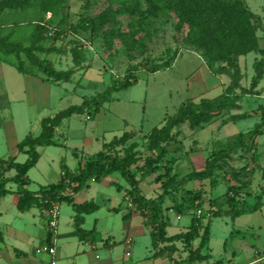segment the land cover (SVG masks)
Instances as JSON below:
<instances>
[{"label":"rangeland","instance_id":"1","mask_svg":"<svg viewBox=\"0 0 264 264\" xmlns=\"http://www.w3.org/2000/svg\"><path fill=\"white\" fill-rule=\"evenodd\" d=\"M63 1L60 15L66 18L65 25L68 29L71 23H78L81 20H96V16L104 7L105 0H67L68 3H65V0ZM244 1L254 13L252 22L257 27L258 44L264 48V0ZM146 7V2H143L141 9L143 10V18L136 25V28H129L124 23L123 18L118 17L117 26L122 30L130 29L135 37L136 43L132 46L115 38L112 41V47L104 48L99 34L96 31V34L91 33L88 29H79L75 33L66 30L57 34L53 25L54 23L57 24L58 18H54L50 24H47L45 20L46 24L43 26L44 30H42L41 34L43 39L40 42L43 43L44 47H54L55 49L49 53H41L40 57L52 61L57 69H74V76L72 75L69 82L57 84L37 82L36 80L37 83H34L31 82L35 81L33 77L23 75L12 65L0 61V158L14 156L17 162L25 161L28 156L25 152L14 153V143L12 141L20 140L28 132L37 134L40 130L42 118L51 117L70 105L80 104L83 100L89 103V99H98V93L103 92L114 81L121 80L123 75L132 67L136 69L134 75L137 78V82L116 93L115 97H119L118 99L101 104L98 109H94L90 104V107H85L82 112L73 113L63 120L61 128L65 134V139L61 145L50 146L49 148L45 146L35 147L41 158L27 172L29 179H31L25 185L27 189H38L48 183V180L54 181L58 178L60 155L63 156L65 154L63 161L72 158L73 152H77L78 155L83 154L86 156L87 154L91 156V154L99 150L103 136L104 139L110 140L113 135L119 136L130 128L139 129L141 134H147L153 127L159 125V121L164 117V114H167V116L173 115L188 97L214 96L210 91V87H214L215 83L219 81L218 75L215 76L214 73L206 68L202 56L197 53V49L184 44L182 37L186 32V26L182 30L177 31L178 17L175 11L162 6L157 10L156 15L150 16L145 12ZM30 10V8L27 9L26 13L23 12L25 15L18 18L21 23L31 25L37 23L36 21L38 20H35L37 18L28 13ZM45 17V19H50V13H47ZM12 20H14L12 17L8 18L6 16V23L10 24ZM139 24L142 25V28H140ZM74 46H77L81 51L79 56L81 64L79 65H74L72 62L70 50ZM174 53H176L177 57L170 67L154 73L145 71V68L147 69L149 65L162 63ZM252 56L253 52H249L246 55H242L239 59L242 68H239L238 81L242 78L241 83L243 85L248 83L246 88L250 87L248 74L254 71L251 64ZM221 64L218 63L217 65ZM229 69L231 70V68ZM37 77L41 79L44 75L38 73ZM225 78H230V83L235 79L230 74L228 77L222 76V79ZM260 85H264V77ZM262 93L264 97V89ZM263 99L261 97L259 100ZM248 110V105L243 103L241 109L235 112ZM119 113L126 120L129 119L128 125L121 122L120 117L117 115ZM87 115H89V119ZM256 123L257 119L255 117L239 118L228 122L221 130V134L229 135L233 132L237 134L253 128ZM180 130L183 144L175 142L172 151L186 148L188 150L192 147L189 144L191 141L201 137L208 138L210 135L209 130H194L186 122L180 124ZM93 135L98 136L99 139L97 140ZM137 136L138 141L134 151L137 155L135 167L139 169L145 165L144 162L146 163L145 160L149 157L150 151L147 148L146 135L138 134ZM176 137L178 136L176 135ZM262 138H264V134ZM193 149L180 158V164L176 168H181L179 177L185 175L184 173L188 172L190 168L193 171L204 169L207 156L205 147L196 149L194 146ZM231 149L230 144L227 142L219 147L217 151L223 150L227 152V150ZM237 150L242 155L246 153L251 156L254 153L252 149L250 151ZM115 151L122 154L123 149L119 145L116 146ZM226 152L223 154L226 155V158L224 160H215L216 164L213 166L219 178L213 181L211 177L215 173L209 176V180L204 183L206 191L198 196L202 197L203 200H200L199 204L196 205V207L200 206L201 211H203L201 222L209 225L208 261L214 264H264V199L262 200L264 197V169L262 170V166H260V169L259 167H254L253 160L249 164L247 159L248 162H246L248 165H252V169L246 171V166H233L235 173L230 167L225 166V164H232L229 163L231 158L227 156ZM239 156L240 153L238 154ZM149 167L150 165H148ZM158 167L161 170V166ZM231 175L237 179V175H239L241 177L239 181L246 183L247 187L246 185L243 187L245 188L243 192L240 190V193L245 194L244 200L243 196L239 195L237 201L240 204L235 202L232 206L231 203L219 199L221 202L217 200L220 203H215L214 208L211 209L213 205L211 198H208V196L220 194L219 189L221 192L231 190L228 188L231 179H224ZM110 177L121 185L126 184L127 187L130 185L117 170L112 172ZM217 181L218 185L215 190L207 193L210 184ZM184 182L186 187L189 183L188 188L192 186V183L197 186L195 185V180H186ZM9 185L16 187L13 182H10ZM93 187L95 186L91 185L88 189L84 187L73 193V200L75 202L89 200L92 196H95ZM198 189H195V191H198ZM203 189L202 187L200 190L202 191ZM245 190L251 193L247 194ZM182 191L183 188L181 187L176 191L173 189L172 195L176 197V200H179L180 196H182V200L187 198L188 194ZM108 192L118 196L116 191L110 189ZM153 192V194L156 193L155 191ZM96 200L100 199L97 198ZM261 200L263 206L260 209H256V211L247 210V212L241 213L242 215L232 218L233 209H241L240 207L249 209L252 205L253 207H258L260 203L257 202H261ZM58 203L60 205L59 217L61 219L70 213V207L67 201ZM231 206L234 207L232 210L225 211L226 213L222 212ZM215 209H217L219 214L212 215ZM169 216L172 218L174 214L170 213ZM109 217L114 221V224L117 221H121L120 215H109ZM183 220L188 221L187 214L182 216L181 222ZM169 233H172L171 229Z\"/></svg>","mask_w":264,"mask_h":264},{"label":"trees","instance_id":"2","mask_svg":"<svg viewBox=\"0 0 264 264\" xmlns=\"http://www.w3.org/2000/svg\"><path fill=\"white\" fill-rule=\"evenodd\" d=\"M63 2V0H0V61L12 65L23 75L37 77L38 73H41L44 75V77H41L43 81L51 83L69 82L74 74V69H57L52 61L40 57L41 53H49L55 49L54 47H44L43 43L40 42L43 39L41 34L44 30L43 26L46 24L45 20L47 24H50L54 18H58L57 24L54 23L53 25L57 34L66 30L75 33L79 29H88L91 33L96 31L99 34L104 48L112 47V41L115 38L132 46L136 43L135 37L130 29L122 30L117 26L118 17H122L129 28H136V25L143 18L142 3L146 2L145 12L150 16L156 15L157 10L162 6L175 11L178 17L177 31L186 26V32L182 37L184 44L198 50L205 65L212 73H226L235 78L218 97L212 99L202 98L199 102H193L190 99L185 100L173 115L165 118V122L160 127H153L147 133V148L150 155L145 160L146 163L144 162L143 167L148 168V165H150L148 168L150 170H155L157 168L156 164L161 162L167 153L166 145L177 135V133L172 132L174 127L186 122L191 128H195L209 122L223 110L237 108L236 101L239 96L253 94L254 87L262 78L264 49L260 48L258 44L257 27L252 22L254 13L247 7L244 0H105L104 7L96 16V20H81L78 23H71L68 29L65 25L66 18L60 15ZM65 3H68V1L65 0ZM29 8L31 10L28 13L37 18L35 20H38L35 25L23 24L18 19L25 15ZM47 13H50V19H45ZM6 16L8 18L12 17L14 20L10 24L6 23ZM139 26L142 28L141 24ZM70 52L74 65L81 64L80 49L74 46ZM249 52H259L262 56L253 62L255 74L251 77L250 87H240V93H236L234 89L239 88L238 77L240 74L237 60L239 56ZM175 57L176 53L162 63L149 65L147 69L145 68V71L154 73L166 69L172 65ZM218 63L222 64L217 65ZM135 71V67H132L123 75L121 80L114 81L103 92L98 93V99H89V103L83 100L80 104L70 105L51 117L42 118L39 134H27L16 144L20 152L29 154L25 161L16 162L10 158H0V197L10 192V189L6 187L7 182H13L17 186L16 192L19 194L17 201L19 211L26 210L31 204L44 207L51 202H61L63 200L71 202L70 194L85 187L89 180L100 181L107 174L117 170L131 185L130 195L136 209L141 212L145 211V216L152 227L153 246L159 241L173 238H183L185 242H188L197 237L198 230L194 221L185 233L175 235L172 238L165 236L166 221L162 217L161 200L165 194L172 193L178 185L177 182L180 183L181 179L176 180L175 176H169L171 167L164 166L163 172L155 178L161 180L163 188L162 193L157 197L158 201L155 202L152 198L141 196L134 179L135 173L130 169L132 164H136L137 156L134 151L136 143L132 142L126 145V142L133 136L129 132H125L121 136L113 138L109 143H105L103 145L104 150L99 151L95 158L88 161L77 173L72 174L65 170L63 176L55 183L47 184L33 191L25 188V185L29 182L26 172L34 166L38 159L35 147L55 144L53 139L54 129L61 123L62 119L73 113L82 112L85 107H90V104L94 109H98V106L103 102L111 100L113 92L135 84L137 82L134 75ZM259 110L261 112V123L255 125L246 134L240 133L234 142H228L231 148L234 146L251 147L254 138L264 131V106H259ZM244 136L248 139L247 142L244 141ZM119 145L123 149L122 154L115 151L116 146ZM222 151L219 150L211 154L206 159L205 168L202 171L193 172L187 176L191 178L209 176L216 164L215 160L226 158ZM11 169L15 170V174L11 177H5L4 172ZM245 185L246 183H240L238 186H231L229 188L232 191H226L224 194L211 199V202L218 203V199H223L233 205L240 195V189ZM187 193L188 208L198 205L199 203H195V201L199 198V195L191 191H187ZM259 201L257 203H260ZM73 206L76 212V231L79 237H82L84 231L78 226L82 220L81 214L92 212L97 208V205L92 201H83L73 203ZM255 208V206L252 207L253 210ZM233 210V217L243 212L240 211L243 209L236 208ZM217 214V211L213 212V215ZM128 217V214L123 215L125 227ZM194 219L196 220V218ZM203 233L200 241L201 246L207 238L206 228ZM199 259L201 258L199 257Z\"/></svg>","mask_w":264,"mask_h":264},{"label":"crops","instance_id":"3","mask_svg":"<svg viewBox=\"0 0 264 264\" xmlns=\"http://www.w3.org/2000/svg\"><path fill=\"white\" fill-rule=\"evenodd\" d=\"M257 36L259 38L258 34ZM183 49L187 50L186 48ZM188 49L195 51L194 49L191 48ZM241 56H239L237 60L239 68H242L239 62ZM261 56L262 55L259 52H253L251 64L253 65V62L259 59ZM254 74H255L254 71L248 74L250 81H251V77ZM214 75L215 76L218 75L219 78V81L215 83L214 87L213 86L210 87V91L214 94V96L199 98L201 96L200 95L197 98L192 96V98L188 97L187 99H190L193 102H199V100L202 98L212 99L221 95L224 92L225 87L230 83L229 81L230 78L222 79L223 75L228 77V75L225 73L214 74ZM30 77L34 78L33 80L35 81H31L34 83L36 82V80L37 82L38 81L47 82V81H43L42 79L36 76H30ZM263 77H264V66H263L262 78L257 82L256 87H254L253 89L254 93L248 95L242 94L239 96V98L236 101L238 109H241L243 103H246L249 107L248 111L235 112L236 110H238L237 108L223 110L220 114L214 116L209 122L203 123L200 126L194 128V130H206V129L207 131L209 130L210 135L208 138L201 137L200 139L199 138L194 139L189 143L191 144L192 147L189 148L188 150L186 148L182 150L179 149L177 151H172L175 146V142H180L181 144H183V139L180 133L181 131L180 125H178L174 127L172 130L173 133H177L178 137L175 136L166 145L167 153L163 158V162L161 161L156 164L157 168L155 170H150L147 167L146 169H144L145 167L137 169L135 167L136 165L132 164L130 166V169L135 173L134 179L136 180V186L139 194L141 196H144L145 198H152L155 202L158 201L157 197L162 193L163 188L161 185L162 184L161 180H156L155 178L158 174H161L163 172L164 166L171 167L169 171V176L171 175L175 176L176 180L181 179L180 183L179 181L177 182L178 185L176 184L177 187L174 189L175 191L179 187L183 188L182 192L184 193H187V191H191V192H196L198 195L199 194L201 195L202 192L206 191L204 183L206 180L207 181L209 180V176H211V174L215 173L214 171L215 167L212 168V172L210 173L209 176L192 177V178L188 177L187 175H190L193 172H198V171H193L190 168L188 172L184 173L185 175L179 177L181 168L180 169H176V168L180 164V158L183 155L188 154V152L194 150L193 147L195 146L196 149L205 147L207 151V156H206L207 159L211 154L217 152V149L224 143L234 142L236 137L240 133L246 134L249 131H251L255 125L260 124L262 120H261V115H260L261 112L259 110V106L261 105L264 106V99H263L264 97L262 93V90L264 89V85H260L263 80ZM241 81L242 78L238 81L239 88L237 87L234 89L236 93H240V87L246 88V84H248V83H244L245 85H243ZM61 83H57V84H61ZM119 91L113 92L111 94V100L103 102L102 105L108 102H113L114 100L118 99L119 97H115V95ZM261 97L263 100H259L261 99ZM249 103L251 104L249 105ZM117 115L120 117L121 122H123L124 124L127 123L128 125L129 119L126 120V118L123 117L122 114L120 113ZM248 116L255 117L257 119V123L253 126V128L248 129L246 131L238 132L237 134H235L234 132L229 135L224 133L221 134V130L223 129L224 126H226L228 122L235 121L239 118H245ZM166 117L167 114H164V117L161 118V120L159 121V125L156 127H160L165 122ZM64 119H62L61 123L54 129L53 139L55 141V144L45 146L46 148H49L50 146H59L64 141L65 134L63 132V129L61 128ZM263 129H264V125H263ZM39 132L37 134H39ZM125 132L132 133L133 135L132 138H130L126 142V145L132 142L136 143L138 141V136H137L138 134L147 135V134H141V130L139 129L136 130L135 128L134 129L130 128L129 130L124 131L123 133ZM27 134H32V133L28 132L25 134V136ZM37 134H32V135H37ZM263 134L264 131L254 138L253 146H251V148L234 147L231 150H227V156L231 158L229 160V158L227 157V159L229 160V163L232 164L231 165L225 164V166L230 167V169L233 170L234 172L235 169H233V166L234 167L246 166V171H249L252 169V165L247 164L248 162L247 159H248L249 164H251L253 160V163L255 164L254 167L257 168L259 167L260 169L261 168L260 166H262V170H263L264 169V138H262ZM119 136L113 135L110 140L104 139L103 136V138L101 139V146L99 150L95 151L93 154H91V156H88L87 154L86 156H84L83 154L78 155L77 152H73L72 158L63 161L62 159L65 157V154L63 156L60 155V160H59L60 172L58 178L55 179L54 181L48 180L49 182L44 184L40 188L46 186L47 184L57 182L63 176L65 170L72 174L77 173L78 170L83 168L88 161L95 158L96 154L99 151L104 150L103 145L105 143H109L113 138ZM93 137L97 138V140L99 139L98 136L93 135ZM23 138H21L20 140H22ZM243 139L245 142H247L248 140L245 136ZM20 140L12 141V143H14L13 144L14 153H20V151L16 147V144ZM237 149H243L244 151H250L252 149L254 153L253 155L251 154V156L246 153L242 155V153L240 151L238 152ZM134 150H136V147L134 148ZM222 152H226V151H222ZM239 153L240 156L238 157ZM27 156L29 157V154H27ZM9 158L16 161L14 159V156H9L3 159H9ZM39 158H41V155L38 153V159ZM158 166H161V170L159 169ZM27 172H26V176L30 182L31 179H29ZM14 174H15L14 169L4 172L5 177H11ZM110 174H112V172L104 176L100 181L89 180L88 184L85 186L87 189L90 188L91 185L95 186L93 187V193L95 194V196H92L89 200H84V201H92L97 205V208L90 213L81 214L82 220L78 224V226L84 231L82 237H79V234L76 231V224H75L76 212L73 206V203H80V202H75L73 200L74 194L73 193L70 194L72 201L71 202L67 201L70 207V213L63 216V218L60 219L59 217L58 219V230L53 243L55 247L54 256H50L47 252V246L51 245V242H50V236L47 233L46 218L45 216H43L41 212L42 207H40L38 204H31L26 210L19 211L17 209V201L19 198V194L16 192L17 186L16 187H11L10 185L8 186L10 182H7L6 187L10 189V192L0 197V235H1L0 264H50V260L52 257L55 259V264H195V263L214 264L213 262L208 261V256H209L208 241L210 236L209 225L208 223L204 224L201 222V219L203 218L202 216L203 211H202V215L200 216H197L196 214V210L200 209V206L196 207L195 205L193 208H188L187 198L185 199L186 200L185 201L182 200L181 199L182 196H180L179 197L180 199L176 200V197L173 196L172 193L165 194L163 199L161 200L162 217L166 221L165 236L168 238H172L175 235L185 233L186 231L189 230L193 221L197 227L198 236L188 242H185L183 238H173L162 242L159 241L155 246H153L152 238H151L152 227L150 222L148 221V218L145 216V211L141 212L140 210L136 208H132V206H129L130 202L132 204L134 203L132 201V196L130 195L131 185L127 187L126 184L123 185L119 184L112 177H110ZM217 175L218 173H215V175L211 177L213 178L212 179L213 181H215L216 178H219ZM237 176L238 179L232 176H227L224 178V179L226 178L231 179L228 188L234 185L238 186L240 185V183H243L239 181V178L241 177H239V175ZM124 180L128 182L126 178ZM163 180H165V178H163ZM186 180H193V181L195 180V185L197 186H194L193 183L190 188H188L189 183L187 187L184 186L185 183L184 181ZM217 185H218V181L210 184L207 193H211V191L215 190ZM202 187L204 189L201 191L200 189H202ZM197 188H199L198 191L200 190L199 193L197 190L195 191V189ZM110 189L116 191L118 193L117 194L118 196L114 195V193H109L108 191ZM244 189L245 188L242 187L240 190L243 192ZM153 191H155L156 193L153 194L154 193ZM225 191L226 190L221 192V190L219 189L220 194L208 196V198L211 199L216 198L224 194ZM242 192L240 193V196H243L242 198L244 200L245 194ZM245 193L250 194L251 192L249 193L248 191L245 190ZM149 195H153V196H149ZM97 198H99L100 200H96ZM263 199L264 197L262 198V200ZM200 200H203V198L202 197L197 198L195 203L197 202L199 203ZM262 200L258 205V207L254 209L255 211L256 209H260L263 206ZM63 201L66 202L65 200ZM219 201L221 202V200ZM238 202L239 201H236L237 204H240ZM214 204L215 203H212L213 206H211V209L214 208ZM232 206L229 207L227 210L224 209V211L222 212L228 211L229 209L232 210V208H234ZM181 207H183L184 210ZM252 207L253 205L249 209L240 207L241 209H243V212L241 213L243 214L244 212H247V210L253 211ZM214 211H217V209H215ZM170 213L174 214L172 218L169 216ZM241 213H239L238 216L242 215ZM124 214H128L129 216L128 219L126 220L127 222L126 227L124 226V221H123ZM185 214L188 215V221L183 220L181 222L182 216ZM109 215H117V216L120 215L121 221L119 222L117 221L116 224H114V221L110 219L111 217H109ZM236 217L237 216H235V218ZM194 218H196V220ZM232 218L234 219V217ZM205 228L207 229V238L204 244L201 246L200 245L201 236ZM170 229L172 230V233H169ZM128 239H130V242H127ZM199 257L201 259H199Z\"/></svg>","mask_w":264,"mask_h":264},{"label":"built area","instance_id":"4","mask_svg":"<svg viewBox=\"0 0 264 264\" xmlns=\"http://www.w3.org/2000/svg\"><path fill=\"white\" fill-rule=\"evenodd\" d=\"M87 118L88 119L90 118L89 115H87ZM129 206H132V208H136L135 203L132 204L130 202ZM41 212H42L43 216H45V218H46L47 233L50 236V242H51V245L47 246V252L50 256H54L55 247H54L53 243H54V239H55V236H56L57 230H58L59 203L58 202H51L47 206L42 207ZM196 214H197V216H200L202 214L201 209H197ZM127 242H130V239H128ZM50 264H55V259L53 257L50 260Z\"/></svg>","mask_w":264,"mask_h":264}]
</instances>
